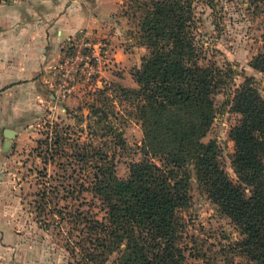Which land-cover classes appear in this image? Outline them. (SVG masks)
<instances>
[{
  "label": "rangeland",
  "instance_id": "1",
  "mask_svg": "<svg viewBox=\"0 0 264 264\" xmlns=\"http://www.w3.org/2000/svg\"><path fill=\"white\" fill-rule=\"evenodd\" d=\"M147 2L125 0L119 13L129 44L138 49L126 75L118 76L120 69L118 72L114 66L105 69L88 84L80 82L62 111L31 115L26 127L18 129V137L5 153L7 166L0 171V264H84L77 250L72 256L67 248L70 241H77L78 228L66 220L60 222L59 215L52 221L50 207L39 215L37 194L46 191L47 201L57 203L63 214L89 213L100 218L89 192L95 167L105 165L125 180L130 165L147 158L143 152V109L161 103L157 89L144 88L133 80L135 70L149 54L139 35ZM194 8L199 65L219 67L231 76L213 96L214 120L202 142L215 143L213 159L236 183L229 133L240 116L232 112L231 99L246 78L253 79L264 98V74L250 65L264 54L263 9L250 0H194ZM86 153L91 157L88 166L79 162ZM5 154L0 151L1 156ZM153 161L161 163L157 157ZM190 197L181 214L186 223L183 243L189 249L186 255L190 253L186 264H246L234 252L240 236L231 221L195 182ZM115 259L112 255L105 264H113Z\"/></svg>",
  "mask_w": 264,
  "mask_h": 264
},
{
  "label": "trees",
  "instance_id": "2",
  "mask_svg": "<svg viewBox=\"0 0 264 264\" xmlns=\"http://www.w3.org/2000/svg\"><path fill=\"white\" fill-rule=\"evenodd\" d=\"M250 1L261 4L264 14V0ZM144 9L139 35L149 54L133 80L161 96L160 104L143 109L147 158L131 164L125 180L105 165L95 167L89 192L100 218L63 214L47 201L46 191L37 194L36 209L42 215L50 207L52 221L59 215L60 222L78 228L77 241L67 248L72 256L77 250L84 264H105L112 255L113 264H186L190 253L181 214L195 182L236 228L234 252L246 264H264V98L252 78L234 89L231 110L240 116L229 133L235 183L213 159L215 143L202 142L214 120L213 96L231 76L198 63L194 0H148ZM250 65L264 74V54ZM80 157L90 164L88 153Z\"/></svg>",
  "mask_w": 264,
  "mask_h": 264
},
{
  "label": "crops",
  "instance_id": "3",
  "mask_svg": "<svg viewBox=\"0 0 264 264\" xmlns=\"http://www.w3.org/2000/svg\"><path fill=\"white\" fill-rule=\"evenodd\" d=\"M125 0H20L0 3V151L6 131L23 129L31 115L55 112L51 70L80 32L107 38L116 71L125 75L138 49L129 44L119 13ZM119 72V71H118ZM52 78V77H51ZM63 109H61L62 111ZM27 116V117H25ZM14 137V138H15ZM6 149V150H5ZM8 158L0 155V171Z\"/></svg>",
  "mask_w": 264,
  "mask_h": 264
},
{
  "label": "built area",
  "instance_id": "4",
  "mask_svg": "<svg viewBox=\"0 0 264 264\" xmlns=\"http://www.w3.org/2000/svg\"><path fill=\"white\" fill-rule=\"evenodd\" d=\"M20 0H0L15 3ZM69 53L51 70L50 88L57 103H65L74 94L77 85L99 78L105 69L112 67L111 43L107 38L80 32L69 41Z\"/></svg>",
  "mask_w": 264,
  "mask_h": 264
},
{
  "label": "water",
  "instance_id": "5",
  "mask_svg": "<svg viewBox=\"0 0 264 264\" xmlns=\"http://www.w3.org/2000/svg\"><path fill=\"white\" fill-rule=\"evenodd\" d=\"M6 138L8 139L6 142V146L8 147L10 145V141L14 139L15 133L13 131H6Z\"/></svg>",
  "mask_w": 264,
  "mask_h": 264
}]
</instances>
